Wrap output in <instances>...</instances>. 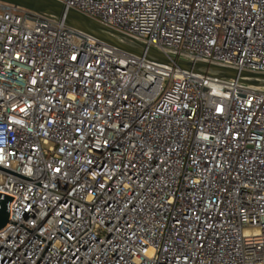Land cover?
<instances>
[{
    "label": "built area",
    "instance_id": "obj_1",
    "mask_svg": "<svg viewBox=\"0 0 264 264\" xmlns=\"http://www.w3.org/2000/svg\"><path fill=\"white\" fill-rule=\"evenodd\" d=\"M148 47L264 73V0H61ZM0 0V264H264V85Z\"/></svg>",
    "mask_w": 264,
    "mask_h": 264
},
{
    "label": "water",
    "instance_id": "obj_2",
    "mask_svg": "<svg viewBox=\"0 0 264 264\" xmlns=\"http://www.w3.org/2000/svg\"><path fill=\"white\" fill-rule=\"evenodd\" d=\"M17 5L28 7L36 11L47 14L57 19H63L68 24L77 27L99 39L114 44L120 48L130 52L144 55L147 58L178 66L182 69L192 70L203 74L223 77V78H264V73L253 72L244 69H238L231 66H226L214 62L204 60H188L180 58L176 55L165 52L164 50L154 47H148L141 41L134 39L126 33L106 24L102 21L74 8L66 5L61 0H4ZM0 169L11 172L15 175L41 184L42 181L9 169L0 165ZM13 195L0 191V228L4 226L10 219L12 209L10 201Z\"/></svg>",
    "mask_w": 264,
    "mask_h": 264
},
{
    "label": "bare ground",
    "instance_id": "obj_3",
    "mask_svg": "<svg viewBox=\"0 0 264 264\" xmlns=\"http://www.w3.org/2000/svg\"><path fill=\"white\" fill-rule=\"evenodd\" d=\"M249 80L264 85V78H250Z\"/></svg>",
    "mask_w": 264,
    "mask_h": 264
}]
</instances>
